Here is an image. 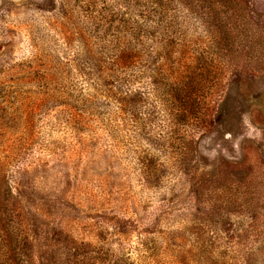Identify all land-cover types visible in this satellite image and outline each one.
I'll return each instance as SVG.
<instances>
[{"label": "rangeland", "instance_id": "rangeland-1", "mask_svg": "<svg viewBox=\"0 0 264 264\" xmlns=\"http://www.w3.org/2000/svg\"><path fill=\"white\" fill-rule=\"evenodd\" d=\"M0 264H264V0H0Z\"/></svg>", "mask_w": 264, "mask_h": 264}, {"label": "trees", "instance_id": "trees-1", "mask_svg": "<svg viewBox=\"0 0 264 264\" xmlns=\"http://www.w3.org/2000/svg\"><path fill=\"white\" fill-rule=\"evenodd\" d=\"M178 246H181V245H178Z\"/></svg>", "mask_w": 264, "mask_h": 264}]
</instances>
